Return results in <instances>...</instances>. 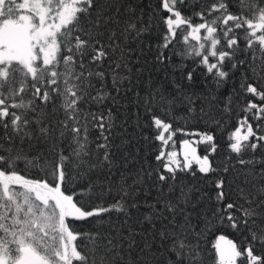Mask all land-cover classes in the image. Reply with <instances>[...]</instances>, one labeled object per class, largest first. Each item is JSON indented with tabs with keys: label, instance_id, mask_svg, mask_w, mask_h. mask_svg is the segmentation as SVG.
<instances>
[{
	"label": "snow or ice",
	"instance_id": "1",
	"mask_svg": "<svg viewBox=\"0 0 264 264\" xmlns=\"http://www.w3.org/2000/svg\"><path fill=\"white\" fill-rule=\"evenodd\" d=\"M233 3L237 12L230 10ZM177 5L187 7L188 0H161L168 15L152 9L145 18L142 7L122 0H0V35L6 37L0 43V264H121L125 244L133 247L139 233L127 232V240L115 229L102 233L104 221L112 213L127 220L130 208L141 207L148 209L143 223L151 225L167 253L160 264H202L191 234L200 223L207 228L217 222L246 233L243 247L219 237L214 245L219 264H264V0H196L190 15ZM153 32V65H174L178 57L174 67L183 82L174 80L168 94L150 89L141 97L130 75L142 71L134 46L143 55V43ZM188 61L190 70L184 71ZM230 83L218 114V94ZM129 94L136 97L137 116L143 108L148 117L137 127L152 128L160 142L155 170H127L131 154L119 131H127L126 122L116 121L119 102ZM177 104L190 114L198 107L219 129L234 104L245 113L228 137L234 156L222 167L225 175L214 181V196L201 193L194 199V189L177 176L191 169L189 155L205 176L220 171L208 155L197 157L191 149L181 164L175 151H164L175 130L155 115L156 107L168 114ZM202 140L216 153L212 133ZM33 168L52 182L28 178ZM73 170L85 182L77 193L66 194L63 186ZM233 171L238 184L227 179ZM153 176L157 191L148 202L151 193L141 186ZM205 196L211 216L201 209L193 224L192 213ZM70 221L100 227L77 233ZM154 221H167V228L157 233ZM85 236L91 248H103L98 258L78 250L74 242Z\"/></svg>",
	"mask_w": 264,
	"mask_h": 264
},
{
	"label": "trees",
	"instance_id": "2",
	"mask_svg": "<svg viewBox=\"0 0 264 264\" xmlns=\"http://www.w3.org/2000/svg\"><path fill=\"white\" fill-rule=\"evenodd\" d=\"M122 3L125 5L128 3L138 4L144 9L145 18H147V14L152 11V9H160L161 15H168V13L164 12L161 8V0H122ZM195 5L196 0H188L187 7L180 5L177 6L182 11V14L190 15L192 8ZM230 10L232 12L238 11L235 3H233V6H231ZM137 11L139 12V7ZM195 22L198 21L194 19V23ZM156 41L157 33L153 32V34L146 38L143 43V55H141L139 52V46H134L137 47L136 55L139 56V64L136 65V67H141L142 71L139 74L133 71L130 75L133 85L135 86V91H138L141 97H144L150 89L153 91L157 89L163 90L165 94H168L173 92L172 85L174 80L183 82L181 72L176 70L174 67V65L180 64L178 57H173L174 65H168L167 67L159 64L153 65L152 57L156 54ZM149 43H151V51H149ZM192 44L194 45L195 42H192ZM145 60L148 61L146 65ZM187 63L189 64V68L184 69V71L190 70L191 62L188 61ZM235 83L238 87L240 83L239 74H237L235 77ZM196 88L197 90L199 89V78L197 79ZM231 88L232 84L230 83L218 94L220 103L219 107L215 109L218 114L222 113L225 97L227 93L231 91ZM25 99L27 101L28 97H25ZM196 103L199 106L201 101L197 100ZM241 103H243V101H241ZM119 105V119L116 121V123L117 125H125L126 122L125 126L127 131H124V127H121L119 131L123 132V138L126 141V147L128 152L131 154L127 161V170L135 171L141 167L148 169L150 166L153 170H155L158 164V162L155 160V157L159 153L160 142L155 140V131L152 128L144 127L141 129L137 127L138 123L140 125H144L148 121V117L143 114V108L140 109V115L137 116L136 97L134 94H129L128 97L122 99L119 102ZM166 106L167 105H165V107ZM233 108L235 111L231 114V118L228 119L226 115L225 127L223 129H219L208 121L207 116L202 117L199 114L198 107L197 112L192 114H190L179 104H177L175 109L168 114H165L159 106L156 107L155 115L161 117L166 122L171 123L173 129L175 130V135L169 142V145L165 146L164 148L165 153L175 151L177 153L176 159L179 160L181 164H183L185 161V151L190 152L191 149H195L197 157L203 158V156L208 155L212 167L214 169H220V171L211 172L205 176V174L198 171L199 165L196 162L195 157L189 155V159L191 160V169L178 172L177 176L181 184L187 186V188L194 189V199L199 198L201 193H207L209 196H214V181L225 175L222 171V167L224 164L229 162L228 157L230 155L234 156V154L229 152L227 147V144L229 143L228 137L237 127V121L241 119L245 113L235 104L233 105ZM250 122L253 124L255 129L256 122L252 120H250ZM207 132L212 133L215 137V143L217 146L216 153H211L208 145L202 140V135ZM145 136H147L148 139H145ZM185 141L188 142V149H185L184 147ZM43 147L44 146L41 145V148ZM257 155H260L259 151L257 152ZM117 163L123 164L125 161L123 159H119ZM22 167L23 165L21 164L20 168ZM17 170L19 171V168ZM193 172L195 175L192 174ZM26 175L28 178L47 179L50 183L52 182L51 177L44 175V173L38 168L30 169ZM236 177V171L227 174V179L230 182L235 180V183L238 184L240 181L236 179ZM84 182L85 181L83 179H79L75 176V171L73 170L71 179L66 181L65 185L63 186L66 190V194L77 193L79 186ZM154 182L155 176L152 178L146 177L144 183L141 186L143 188V192L151 193V195L147 197L148 202L152 201V198L155 196L157 191V189L153 187ZM234 187L235 184H233V188ZM196 189L199 191H195ZM16 190L22 191V189L18 188ZM144 201L145 197L142 194L139 202L143 205ZM35 203L38 204L39 202ZM81 203H83V201H81ZM210 203L211 202L207 199V196H205L201 204L197 207L196 211L192 213L193 224L197 223L196 212L201 211V209L205 210L206 217L211 216V212L207 211V206L210 205ZM130 212V218L127 220H125V216L121 214L112 213L110 219H105L104 228L101 230V232H111L113 229H115L116 233H125V240L130 238L126 235L127 232L135 231L139 233V235L135 237V243L133 247L128 248L127 244H125L121 264H160L161 260L167 255V253L165 252L164 247L161 246V240L159 237L157 236L155 239L153 238V229L151 228V225L143 223L144 216L148 212V209L146 207H141L140 210L130 208ZM178 219H180L182 222V217H178ZM154 222L157 224V228L155 229L157 233L161 228H167V221ZM70 223L72 225L73 231L77 233H89L95 228L100 227L99 224L93 225L87 222L70 221ZM51 235L53 234L50 233L47 239H50ZM221 235L224 236L226 240L233 241V243L237 244L238 247H243L244 236L246 233L243 231H234L226 225H221L217 222L211 224L207 228L205 227L204 223H200L197 230L191 234L190 238L193 245L198 249L199 258L202 261V264H219V257L216 253L214 245ZM117 238L119 239V235H117ZM74 243L78 246V250L89 256L95 253L98 258L103 254L102 247L98 252L91 248V241L86 236L78 239ZM85 245H88L89 247H85Z\"/></svg>",
	"mask_w": 264,
	"mask_h": 264
},
{
	"label": "rangeland",
	"instance_id": "3",
	"mask_svg": "<svg viewBox=\"0 0 264 264\" xmlns=\"http://www.w3.org/2000/svg\"><path fill=\"white\" fill-rule=\"evenodd\" d=\"M45 2H46V0H45ZM54 2H55V0H54ZM0 31H2V30H0ZM5 42H6V37L3 35H0V43H5ZM37 51H38V49H37Z\"/></svg>",
	"mask_w": 264,
	"mask_h": 264
}]
</instances>
